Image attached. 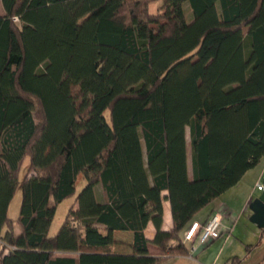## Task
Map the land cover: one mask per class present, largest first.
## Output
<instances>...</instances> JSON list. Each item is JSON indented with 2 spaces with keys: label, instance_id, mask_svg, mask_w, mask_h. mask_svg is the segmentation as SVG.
<instances>
[{
  "label": "trees",
  "instance_id": "1",
  "mask_svg": "<svg viewBox=\"0 0 264 264\" xmlns=\"http://www.w3.org/2000/svg\"><path fill=\"white\" fill-rule=\"evenodd\" d=\"M0 1V264L189 255L182 231L264 159V0Z\"/></svg>",
  "mask_w": 264,
  "mask_h": 264
},
{
  "label": "crops",
  "instance_id": "2",
  "mask_svg": "<svg viewBox=\"0 0 264 264\" xmlns=\"http://www.w3.org/2000/svg\"><path fill=\"white\" fill-rule=\"evenodd\" d=\"M0 15H3V13L0 12ZM189 171L190 174H192V156H191V168H189ZM252 173H254L257 183H262L264 177V159L256 167L249 170L236 186L224 192L220 197L214 200L208 207L202 210L194 219L204 222L213 213H217V212L222 213L224 219H223V232L221 239L212 241L206 247L202 248L195 257V259L190 258L188 254L174 255L168 258L167 260H165L164 262H162L161 264H232V259L234 257H238V259L240 260L233 264H244V262L251 260L252 258L253 259L250 261L249 264H261L264 261V236L260 235V241L256 245L248 244L249 238L247 237L241 238L239 236L240 231L237 227V223L240 221L243 214L245 212H250L248 206L252 197L247 189V184L245 180L248 179V177ZM254 188L256 190V187ZM163 206H164V216H163L162 230L170 231L173 228L174 223H173L172 206L170 200L168 199L167 190L163 192ZM18 230L19 231L17 232L19 233L21 229ZM184 231H182V237ZM235 233H238L239 237L235 238ZM156 234H157L156 226L154 225L153 222H149L147 227L145 228V236L150 240L149 252L151 255L159 256L162 255V251L153 243ZM186 246L188 248V245ZM256 250H262V251H260L261 253L259 258L255 260L253 255L256 252ZM56 255L73 256L75 255V253L60 251L57 252Z\"/></svg>",
  "mask_w": 264,
  "mask_h": 264
},
{
  "label": "rangeland",
  "instance_id": "3",
  "mask_svg": "<svg viewBox=\"0 0 264 264\" xmlns=\"http://www.w3.org/2000/svg\"><path fill=\"white\" fill-rule=\"evenodd\" d=\"M162 4H163L162 0L161 1H153L150 3V10L152 12H157L160 9V7L162 6ZM0 12L5 14V11L3 10V6H2L1 2H0ZM190 12H191V9H190ZM90 100H91V95L90 94L86 95L84 103L81 106V109H85V107L87 106V104ZM107 115L110 116L109 111H107ZM83 126H85V124H83ZM187 139H188V163H189V168H191L192 150H191V135H190L189 129L187 130ZM0 149H1V147H0ZM28 162H29V158H27L24 162V166L22 167V170L20 173V178H23V176L27 170V167H28ZM245 182L247 184V189H248L251 197H256V196H259L261 194L262 191L257 189L258 183L256 181L254 173L250 174V176L248 177V179L245 180ZM85 184H86V180L83 178V176H80L78 179V182H77V192L81 191V189L85 186ZM254 187H256V190ZM21 198H22V191L20 188H18L16 195L11 202L10 211H9L10 217L13 219H17L19 216ZM74 204H75V197L74 198H68L58 205L54 221L50 227V235H55L58 232L59 228L61 227L62 223L64 222V220L66 218V215L69 211L70 206H72V207L74 206V208L77 207V204L76 205H74ZM237 227L240 231L239 236L241 238H245V237L249 238L248 244L256 245L260 241L261 230L254 223L251 222L250 212H245L243 214L240 221L237 223ZM14 229H15V233H18L17 231H19L18 229H20V226L17 225V223H16L14 225ZM239 236H238V233H235V238H237ZM249 240H252V241H249ZM3 244H4L3 240L0 239V249H1ZM260 251H262V250H256V252L254 253L253 257L255 260L257 258H259L260 253H261ZM251 260L244 262V264H249Z\"/></svg>",
  "mask_w": 264,
  "mask_h": 264
},
{
  "label": "built area",
  "instance_id": "4",
  "mask_svg": "<svg viewBox=\"0 0 264 264\" xmlns=\"http://www.w3.org/2000/svg\"><path fill=\"white\" fill-rule=\"evenodd\" d=\"M258 189L262 191L264 186L258 183ZM222 213H213L205 222L193 220L185 229L183 243L188 245L189 256L195 259L199 251L210 244L212 241L221 239L223 232ZM264 264V261L261 263Z\"/></svg>",
  "mask_w": 264,
  "mask_h": 264
},
{
  "label": "water",
  "instance_id": "5",
  "mask_svg": "<svg viewBox=\"0 0 264 264\" xmlns=\"http://www.w3.org/2000/svg\"><path fill=\"white\" fill-rule=\"evenodd\" d=\"M262 183L264 186V177ZM248 208L251 212V222L254 223L258 228L264 229V189L259 196L252 197Z\"/></svg>",
  "mask_w": 264,
  "mask_h": 264
}]
</instances>
